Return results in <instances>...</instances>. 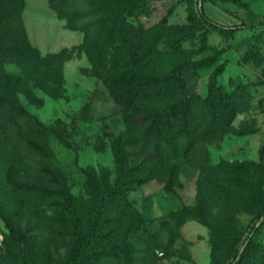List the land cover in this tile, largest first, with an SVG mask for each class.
<instances>
[{
    "label": "rangeland",
    "instance_id": "rangeland-1",
    "mask_svg": "<svg viewBox=\"0 0 264 264\" xmlns=\"http://www.w3.org/2000/svg\"><path fill=\"white\" fill-rule=\"evenodd\" d=\"M24 1L0 18V264L66 263L94 210L96 186L115 182L120 137L129 140L137 182L109 200L89 247L126 241L131 253L91 264H232L251 237L249 258L258 261L264 0H144L132 9L114 0ZM93 8L102 9L77 22L57 14ZM210 60L186 74L181 93L130 101L133 76ZM218 67L233 119L205 131L194 107L179 134L180 126L165 123L167 112L205 98ZM17 105L27 115H16ZM157 115L160 134L150 130ZM12 230L28 238V251Z\"/></svg>",
    "mask_w": 264,
    "mask_h": 264
},
{
    "label": "trees",
    "instance_id": "trees-1",
    "mask_svg": "<svg viewBox=\"0 0 264 264\" xmlns=\"http://www.w3.org/2000/svg\"><path fill=\"white\" fill-rule=\"evenodd\" d=\"M117 3L124 4L127 8L132 9L144 0H114ZM207 1V0H202ZM221 2H232L240 4V0H218ZM24 0H0V18L8 16L12 10L22 9L24 7ZM102 8H93L90 11H73L67 12L62 9H57V14L60 18L66 19L69 22H77L85 19L91 14L99 13ZM207 21H209L207 19ZM212 25L215 23L211 22ZM85 26L88 24H84ZM90 25V24H89ZM213 61H192L179 64L174 70L166 74H149V75H136L131 78L132 85L128 91L130 101L136 102L144 98L152 100H162L172 97L181 93L186 88V74L189 71H198L201 68L213 65ZM222 73V68L218 67L212 72L208 81V90L205 98H200L198 103L193 100H181L176 103L172 109L166 114V124L170 125L172 122L176 123L178 133L187 129L188 120L191 116V111L195 107L201 109L203 115L204 130L215 131L220 127H227L233 119V106L232 98L228 95L223 87L219 85V78ZM16 115L21 118L27 115L25 110L17 105ZM164 118L157 115L153 117V122L150 130L160 134ZM60 131L59 138L68 142V136L64 130V124L59 123ZM127 138L120 137L116 139L113 145L114 163L116 168V179L112 186L97 187L95 188L96 202L94 210L92 211L87 225L78 232L75 247L72 250L68 260L64 264H91L100 257H117L120 255L130 256L131 250L128 242H123L119 245H105L98 248H90L89 244L92 237L96 234L99 224L103 221L104 213L107 208L108 202L111 199H122L126 195L128 187L136 183L137 180L131 177L130 169L128 167V152L126 150ZM21 187L29 188L27 184H22ZM41 191L49 189L38 188ZM257 220L260 221V228L264 226V206L257 215ZM252 230L256 229V224L251 227ZM258 230L256 232H258ZM13 238L22 243L24 251H28V238L25 235L18 234L12 230ZM253 237L249 238L248 243L242 252L238 251V255L232 264H264V247L257 245V250L261 256L258 261L249 258L253 248ZM239 256V257H238Z\"/></svg>",
    "mask_w": 264,
    "mask_h": 264
}]
</instances>
